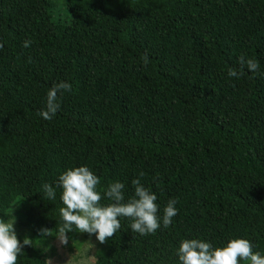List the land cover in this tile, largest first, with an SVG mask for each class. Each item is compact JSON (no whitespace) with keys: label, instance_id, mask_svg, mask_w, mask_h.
I'll return each instance as SVG.
<instances>
[{"label":"trees","instance_id":"trees-1","mask_svg":"<svg viewBox=\"0 0 264 264\" xmlns=\"http://www.w3.org/2000/svg\"><path fill=\"white\" fill-rule=\"evenodd\" d=\"M253 2L264 0H65L61 21L51 0H0V219L17 195L33 202L17 264H46L41 229L57 233L64 205H45L43 185L79 166L98 176L102 205L117 181L132 197L134 178L157 196L160 227L141 235L118 217L92 264H181L184 239L245 238L264 255V15ZM241 56L257 71L229 77ZM61 81L71 90L46 120ZM169 200L177 215L164 227Z\"/></svg>","mask_w":264,"mask_h":264},{"label":"clouds","instance_id":"clouds-1","mask_svg":"<svg viewBox=\"0 0 264 264\" xmlns=\"http://www.w3.org/2000/svg\"><path fill=\"white\" fill-rule=\"evenodd\" d=\"M31 41L25 40L23 47H30ZM0 48L3 44L0 43ZM241 70L229 69V77L243 75L244 66L251 72H256L257 61L244 56L239 58ZM71 84L61 81L52 86L47 93L46 110L38 114L48 120L59 109L58 93L70 91ZM100 180L87 166L69 168L59 175L58 187L62 189L61 200L64 207L59 209L63 226L56 233L61 245L68 244V232L73 226L79 232L95 234L100 243L113 237L121 227L118 217L131 219L129 225L132 232L141 235L154 233L160 227L157 215V196L141 184L140 179L134 178V195L125 201V185L119 181L111 183L105 191V196L111 203L102 205L101 194L97 191ZM44 193L49 200L55 199V191L49 184L43 185ZM176 201L169 200L163 209L162 222L164 227L171 224L177 215ZM14 220L5 222L0 219V264H17L18 255L23 253L24 246H31L32 240L25 237L21 242L13 227ZM42 233L53 235L51 229L43 228ZM181 264H239L240 260L250 261V264H264V255L254 252L252 244L245 238L230 239L226 246L213 247L210 243L200 239H184L178 248ZM46 264H51L47 261Z\"/></svg>","mask_w":264,"mask_h":264},{"label":"rangeland","instance_id":"rangeland-1","mask_svg":"<svg viewBox=\"0 0 264 264\" xmlns=\"http://www.w3.org/2000/svg\"><path fill=\"white\" fill-rule=\"evenodd\" d=\"M53 3V14L55 18L61 21H67L69 13L65 5V0H51ZM264 3L253 2L252 7L259 13L264 15ZM55 191V199L49 200L43 193L41 200L48 207H57L63 205L61 200L62 189L58 186H52ZM33 202L17 195L14 202L9 208L10 222L14 220V230L16 233L29 235V231L22 222L25 218V210ZM52 232V231H51ZM45 235L40 239L38 246L43 247L49 254L47 261L51 264H92L95 262L98 252L104 247V243H100L96 239L95 234L86 232H77L73 237L68 238V244L61 245L56 234Z\"/></svg>","mask_w":264,"mask_h":264}]
</instances>
